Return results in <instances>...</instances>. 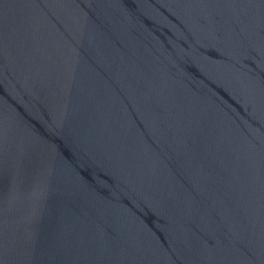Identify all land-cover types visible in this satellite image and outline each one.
I'll use <instances>...</instances> for the list:
<instances>
[{"label":"water","instance_id":"obj_1","mask_svg":"<svg viewBox=\"0 0 264 264\" xmlns=\"http://www.w3.org/2000/svg\"><path fill=\"white\" fill-rule=\"evenodd\" d=\"M0 264H264V0H0Z\"/></svg>","mask_w":264,"mask_h":264}]
</instances>
